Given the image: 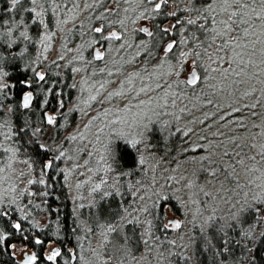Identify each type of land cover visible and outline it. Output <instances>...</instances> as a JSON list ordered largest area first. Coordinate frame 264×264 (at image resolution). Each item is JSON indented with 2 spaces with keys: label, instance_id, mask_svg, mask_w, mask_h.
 <instances>
[{
  "label": "rangeland",
  "instance_id": "rangeland-1",
  "mask_svg": "<svg viewBox=\"0 0 264 264\" xmlns=\"http://www.w3.org/2000/svg\"><path fill=\"white\" fill-rule=\"evenodd\" d=\"M58 2L62 5L61 9L54 16L50 11L44 16L48 28L33 23L29 19L31 13L20 11L22 5H17L10 13H18V19L12 23L15 31L19 32L26 27L31 38L18 41L23 55L19 52L15 55L21 58L23 70H28L37 79L33 85L27 83L30 85L27 87L31 89L35 85L37 90L43 91L38 98V108L46 116L56 118L55 125H49L46 121L41 124L38 121L31 131L39 127L37 136L41 142H47L51 146V154L57 155L58 150H62L64 156L53 164L52 169H47L46 174H39L33 165L29 167L23 163L27 157L20 151L14 157L11 152L4 154L5 161L11 162L13 169L5 167L0 172V206L6 210L11 205L23 207L22 201L32 198L34 185L44 184V175L53 174L55 178L61 175L76 218L77 231L73 237V246L65 247L56 240L47 244L44 252L46 259L56 248L61 253L54 264L59 260L63 264H115L106 256V251L112 249V244L105 243L102 235L107 231L108 222L119 228V237L108 233V241L127 236L125 229L128 225L141 238L138 247L127 241L133 255L127 258L126 264H171L176 256L188 258L190 263L195 264L193 250L197 240L203 242V248L207 246L205 241L210 242L213 233L215 237L217 234L224 235L220 237L222 241H227L226 230L236 226L240 227L241 241L249 240V237L256 240L262 233L257 222L253 221L248 226V223L244 224L234 215L238 214L240 208L237 200H245L243 193L226 182L222 188L223 175L221 174L220 180H216L209 175V171L220 163L226 147L229 151L233 149V139L242 144L264 143V44H257L256 54L251 57L254 65L249 66L248 76L252 79L230 76L224 81L220 72H214L210 74L215 77L214 80L197 84L194 90L192 86L185 85V72L170 74L172 65L180 59L178 55L171 60L163 58L162 48L171 39L162 44L158 59L148 50L151 38L140 29L147 26L153 32V21L143 19L141 13L149 16L152 13H145L144 4L140 0ZM170 5H167V11L172 16L178 7ZM23 6L32 7L28 0H23ZM5 7H8L7 10L12 8L11 0H6ZM185 7L188 8L189 5ZM26 13H29L27 22ZM20 17L26 23L16 29L15 25ZM97 27H102L103 32L97 33ZM114 31L121 37L119 40L104 38ZM137 32L141 35L138 38ZM44 35L51 36V39L44 41ZM182 41H185L184 36L176 41L178 47L174 49V53L188 50V44L181 45ZM13 47L15 49L16 45ZM97 48L103 53L100 61L95 57ZM168 55L171 57L173 54ZM245 59L248 57L245 56ZM184 67L188 68L189 65ZM197 71L200 72L199 69ZM109 72L113 75H108ZM135 72H139L140 76L131 85H125V88H132L134 95L142 86H147L150 88L147 94L141 93L135 99L129 95L106 99L110 92L119 90L121 81ZM37 73L43 74L45 80H39ZM200 74L203 76V73ZM56 79L60 85L66 82L67 86L63 96L59 92L56 96L57 108L47 110L46 105H50L48 103L51 101L49 91L52 86L57 85ZM234 79L243 80L244 83L237 88L232 85ZM102 84L103 89L100 87ZM212 84L218 87H210ZM253 91L254 95H245V92ZM93 96L96 97L95 100L92 99ZM9 98L10 95H7L4 99L9 101ZM209 99L211 104L208 103ZM130 101L133 105L143 103L140 107H133L131 111H123ZM253 104L255 108L251 107ZM31 108L30 106L28 110ZM108 110L112 114L105 116ZM117 110H121V123L106 126L116 119ZM11 115L12 109L9 107L0 108V124L3 125L0 133L15 129ZM154 126L166 135L181 136L183 142L179 143L172 161L159 160L152 152L149 135ZM100 128L104 129V133L100 135V141H97ZM113 133H122L119 141H127L129 145L133 139L142 140L135 147L141 177L130 179L131 171H117L116 163L111 159H108L107 164L101 160L102 142L111 139ZM73 135H77V139H71ZM0 140L4 147L18 149L13 140H5L2 135ZM85 161H88L87 165ZM240 171L247 199L252 201L254 195L264 197V178L261 174H245L244 169ZM21 172L23 175H20ZM101 179L106 180L107 184H102L99 192H93V186L100 183ZM117 190L118 195L101 199L103 192L115 193ZM171 202L176 206V211L172 209ZM162 203L161 221L164 228L165 225L167 228L164 229V235L159 237V234L154 235L151 224L153 221H160L157 216ZM98 209H103V215H98ZM245 213L248 220L249 216ZM170 221L179 222L181 227L175 229ZM47 222L51 221L40 219L37 224L42 228ZM54 226L53 238L64 239L57 222ZM221 227L223 231L220 230ZM131 235L130 233L129 236ZM162 242L166 245H162ZM12 246V252L20 263L25 260V254H35L25 243L16 242ZM169 252L173 256L168 255Z\"/></svg>",
  "mask_w": 264,
  "mask_h": 264
},
{
  "label": "snow or ice",
  "instance_id": "snow-or-ice-1",
  "mask_svg": "<svg viewBox=\"0 0 264 264\" xmlns=\"http://www.w3.org/2000/svg\"><path fill=\"white\" fill-rule=\"evenodd\" d=\"M169 0H140L142 4L152 5L151 11L156 14H163L164 9L166 8ZM199 3V6L197 4ZM28 4L32 7L23 6V0H11L12 9H15L17 5H22L20 11L29 12V19L33 20V23L43 25L44 28H48V24L44 21V16L46 13L51 12L54 16L60 9L61 3L58 0H28ZM190 9L188 18L183 21L185 24L192 26L194 29L192 34L185 38V41L181 42V45L187 43L189 48L187 51H181L179 53H174V49L178 47V44L175 40L168 42L165 47L162 48V55L165 60L174 59L177 55L180 59L176 60V63L172 65V72L170 74L178 75L179 72L183 71L186 74V79L184 83L186 86H192L195 90L197 84H203L206 80H214L215 77L211 76V73L220 72L223 76V80L227 81L230 76L234 77H252L248 76V69L250 65H254V61L251 59L252 56L256 54L257 44H264V0H189ZM47 5V7H45ZM79 7V5H75ZM91 5H89L90 7ZM148 12V9L145 8V13ZM195 14L196 18H193L192 14ZM175 15V13H173ZM143 19H152L153 17L141 13ZM66 23L67 21H62ZM177 22H180V19H177ZM23 17L19 18V21L16 23L15 28H20L21 25H25ZM7 26V31H0V47H6L8 50L13 49V45H16V48L12 51H9V56L13 59L17 52L20 55H23L18 41H27L31 39L28 35L26 27L23 30H20L18 34L14 37L13 33L15 29L12 26L11 20H6L0 22V27ZM162 35H168L171 29L176 27L175 24H170L169 27H161L156 25ZM97 33L103 32L102 27L95 28ZM141 32L145 33L148 36H153V32L149 27L145 26L140 29ZM200 35H197V33ZM5 36L8 37L5 40ZM105 39H115L119 40L121 37L116 33H111L109 36L104 37ZM51 36L44 35L43 40L49 41ZM199 41V43H197ZM219 41V43H217ZM155 47V45H154ZM250 50V51H249ZM173 54L169 57L168 54ZM245 56L248 59H245ZM5 56L0 52V92L3 89L8 87V84L4 81V78L9 76V72L5 71ZM96 59H103V56L100 53H97ZM189 60L191 63L189 64ZM206 62V64H205ZM264 62V61H262ZM188 64L189 67L185 68L184 65ZM215 65V67H213ZM200 70L198 72L197 70ZM147 72V69L144 70ZM203 73V76L200 74ZM108 75H113L109 72ZM258 75V74H253ZM140 76L139 72H135L121 81L119 90H114L108 94L106 99L110 100L114 96H124L129 95L132 99L138 97L141 93L147 94L150 90L147 86H142L138 91L134 92L132 88H125V85H131L135 79ZM39 80H45L43 74L37 73ZM26 86L30 87L26 81H20ZM244 83L243 80L234 79L232 85H236L237 88L239 84ZM158 87L160 85H157ZM231 86V85H229ZM101 89L104 88L102 84ZM171 87V85H169ZM212 88H217L215 84L210 85ZM99 91V89H98ZM245 95H254L253 92H245ZM32 93L28 92L23 96V107L28 109L32 101ZM93 100L96 99L95 96L92 97ZM151 99V98H150ZM175 99L173 100V103ZM143 102L140 104H131V101L128 105H125L123 111H131L133 107H140ZM167 102H165L166 104ZM208 103L211 104L212 101L209 99ZM63 107V103H61ZM248 107V105H245ZM252 108H255V104L251 105ZM117 110L116 119L109 122L110 126L112 124L119 125L121 123V117ZM183 111V109L181 110ZM239 111V109H236ZM111 110L105 112V116L111 115ZM47 124L55 125L56 118L55 116L48 115L45 117ZM179 119V117H177ZM126 122V121H125ZM3 125L0 124V128ZM30 124L27 121L22 122L14 130H10L8 133H0L5 140H13L16 142L15 138L23 140L24 137H27V140L24 143L29 146L25 151L27 153V158L23 160V163L32 167V165H38L42 173H45V170L52 169L53 164L56 163L61 157L64 156L62 150H58L57 155H49L52 152L51 146L47 142H41L40 138L37 136V133L40 131L39 127L34 128L31 132L29 131ZM179 130V129H178ZM104 133V129L100 128L97 134V141H100V135ZM82 137V134H77ZM77 135L71 136V139H77ZM187 135V133H185ZM122 137V133H113L112 138L108 139L106 142H102L103 152L101 154V160L104 163H108V159H111L113 162H119L123 159L125 153L129 148V142L121 144L119 138ZM142 142L138 140H131L130 146L136 147L138 143ZM233 149L229 151L226 147L221 155L220 163L215 167H212L209 171V175L214 177L216 180H220L221 174L223 175V182L221 187H224L226 182L228 185L238 189L245 196L243 202L237 200V203L240 204L238 209V214L236 218L242 222L247 223V218L244 215L245 212L253 213V220H257L262 213H264V197L253 196L252 201L247 199V193L243 192L245 187L241 183V169L246 170L247 172L256 173L259 172L264 178V143L257 145L256 143H239L236 139L231 141ZM19 149H13L3 146V141L0 140V172L7 169H13L11 162H7L4 159V154L11 152L12 157H14ZM259 157V159H258ZM11 160V157H9ZM87 165L88 161L84 162ZM91 171V169H89ZM46 174V173H45ZM20 175H23L21 172ZM32 183V181H29ZM43 183V181H41ZM102 184H107V181L101 179L100 183H97L93 186V192H99ZM250 187V185H249ZM264 187V185H262ZM15 191V189H13ZM118 195V190L115 193L103 192L101 199L110 195ZM167 199V197H163ZM13 203L15 200L12 201ZM2 205V201H0ZM98 215H103V209H98ZM9 216V211L6 210L3 206H0V218ZM99 223V220L97 221ZM175 229L181 227L179 222L170 221ZM11 228L15 229L17 233L23 231L22 225L19 222L11 224ZM167 228V225H165ZM223 231V228L220 229ZM114 233L119 237V228L116 224L108 222L107 231L103 233L104 242L111 243L112 249L106 251V256L109 261H114L115 264H126V260L129 256L133 255L131 248L128 246L127 241L129 237L124 236L123 238H117L112 241H108L107 234ZM248 235V233H245ZM6 237L0 236V242H3ZM24 240H27V236H23ZM250 243L253 242V238L249 237ZM34 243L39 245L43 243V240L36 238ZM147 243V241H144ZM174 243V242H173ZM227 243V241H223ZM260 245H264V234L260 236ZM14 247V246H11ZM249 252L251 254V260L253 264H261L264 261V250H262L259 245L255 248H250ZM61 253L57 250H53L51 254L47 257L50 261H55ZM168 255H173L169 252ZM37 257L35 255L27 257V264H34Z\"/></svg>",
  "mask_w": 264,
  "mask_h": 264
},
{
  "label": "trees",
  "instance_id": "trees-1",
  "mask_svg": "<svg viewBox=\"0 0 264 264\" xmlns=\"http://www.w3.org/2000/svg\"><path fill=\"white\" fill-rule=\"evenodd\" d=\"M200 2L202 3L204 2V0H200ZM5 3L6 0H0V22L6 21V19L8 18V20H11L13 23L15 19H18V13L16 11V13L14 12V15H11L12 12L10 13V10L6 9L8 7H5ZM168 4H173L174 6L178 7L175 15L170 16L168 14L167 6L164 9L163 14H156L151 11L152 5L144 4V10L145 8H147L148 12L152 13L151 17H153L152 21L154 28L153 36H151V40H149L150 42L148 44V50H151L152 54H154L153 56L156 58L161 53L162 44H164L166 41L170 39L171 41H178L180 36H184V38H186L190 36L192 34V31L194 30L192 26H189L183 22L189 16V0H169ZM186 5H189V7L186 8ZM197 6H199V3L197 4ZM186 9H188V11H186ZM12 16H14L15 18H12ZM192 16L193 18H196L194 13L192 14ZM28 17L29 13H26V22L28 20ZM178 18L180 19V22H177ZM170 24H175L176 27L173 30L171 29L168 35H162L159 29L156 27V25H159L161 27H169ZM0 31L6 32V26L0 27ZM182 32L184 33L182 34ZM17 33L18 32L15 31V33H13V36L15 37ZM197 35H200V33L198 32ZM140 36V33L137 32V38ZM7 39L8 37L5 36V40ZM197 43H199V41H197ZM217 43H219V41H217ZM12 50H14V47ZM12 50H8L6 49V47H0V52H2L6 58L4 67L6 71L9 72V76L5 78V82L8 84V87L3 89V91L1 92L0 108L9 107L10 109H12L11 118L13 125L15 126L14 128H16L22 122L27 121L31 126L29 128V131L31 132V128L35 125V123L39 121L41 124H44L46 121V115L43 113L41 108V110L38 108V98H40V93H42L43 91L37 90L35 88V85L33 86V88L29 89L24 83H20V81H26L27 83H31L33 85L34 81H36L37 79L35 76H32V74H30L28 70H23L24 67L22 66L23 64L20 57L15 56V58L13 59L11 56H9V51ZM56 82L57 85L52 86L51 91H49V100H51L52 103L51 101H49L48 104L50 105H46L47 107L45 109L47 110H55L57 108V105L55 104L57 99L56 96L59 93H61V96H63L65 88L67 86L66 82L61 85L60 82L57 81V79L55 80V83ZM28 90L32 91L34 97L37 98H33V102L31 104L32 108L29 110L24 109L23 107V96L24 93ZM7 95H10L9 101H6L4 99ZM32 110H34L33 113ZM149 136V139L151 140V150L157 155L156 158L167 162L173 160L174 156L177 154L176 152L179 148V143L183 142L180 135H166L165 132L159 130L157 126L153 127ZM25 140H27L26 136L23 140H18L17 138L15 144L20 150V153L23 156L27 157L25 149L29 148V146L24 143ZM119 142L121 144L125 143L121 141ZM49 155L52 154L50 153ZM115 163L117 171L122 170L125 173L131 171L132 176L130 177V179L141 177V169L137 167V151L135 150V147L133 148L129 145V148L125 153L123 159ZM33 166L37 173H42L38 165ZM44 179L45 181L43 185H34L33 196L28 201H22L21 205L23 207H21L20 205H11L10 208H7V210L9 211V216L0 218V236L6 237L3 242H0V264H23L16 259L12 252L11 246L16 242L25 243L35 251V254L39 256L36 264H54L52 261L44 257V252L49 242L56 240L65 247L66 245H75L73 237L75 236V233L77 231V226L75 223L76 218L74 217V214L72 212V206L67 194V189L63 184L64 182L61 179V175H57V177L55 178L53 174H48L44 175ZM163 203L159 206L160 212L159 216H157L160 221H153L151 224L153 226L152 230L154 232V235L159 234V237L164 235L165 229L163 221H161V218L163 217ZM171 207L174 211H176V206L172 202ZM245 214L249 216V219L247 220L248 224H244H247L249 226V224H252V222L255 221L262 230L261 234H264V213H262L257 220H253V213L246 212ZM40 219L41 221L45 220L51 222H47L45 227L41 228L39 224H37ZM15 222L21 223L23 229L22 232L17 233L15 229L11 228V224ZM55 222H57L60 234L64 239L53 238V234H55ZM238 227L236 226L226 230L225 234L227 233V244L223 243L221 239V237L224 235L217 234L215 237V233L212 234V238L210 240L213 245L209 241H205L207 242V246L203 248V242L201 243L200 240H197L193 250V259L195 261V264H222V262L230 263L232 261L234 262V264H253L249 249L255 248L259 245V247L264 250V245H260L261 234L256 240L253 239V242L251 243L250 240L241 241L242 237H240L239 232L240 227ZM125 233L127 237H129V241L134 245L136 244L135 247H138V243L140 242L141 238H139L137 231L135 229L130 230V226L128 225L127 229H125ZM130 233L132 234L131 236H129ZM23 236H27L28 239L24 240ZM36 238L42 239L43 243L39 245L35 244L34 240ZM162 245L166 244L162 242ZM56 264H63V262L59 260V262H56ZM171 264L192 263H190L188 258L176 256L175 258H173ZM261 264H264V261H262Z\"/></svg>",
  "mask_w": 264,
  "mask_h": 264
},
{
  "label": "water",
  "instance_id": "water-1",
  "mask_svg": "<svg viewBox=\"0 0 264 264\" xmlns=\"http://www.w3.org/2000/svg\"><path fill=\"white\" fill-rule=\"evenodd\" d=\"M114 33H116L117 35H119L118 33H117V31H114ZM97 53H100L102 56H103V53L101 52V50L99 49V48H97L96 50H95V57H96V55H97ZM98 61H100L101 59H97ZM28 92H31L32 93V91H28ZM27 94V93H26ZM32 97H33V93H32ZM32 100H33V98H32ZM0 102H1V94H0ZM31 104H32V101H31ZM31 106V105H30ZM56 250H57V248H56Z\"/></svg>",
  "mask_w": 264,
  "mask_h": 264
},
{
  "label": "flooded vegetation",
  "instance_id": "flooded-vegetation-1",
  "mask_svg": "<svg viewBox=\"0 0 264 264\" xmlns=\"http://www.w3.org/2000/svg\"><path fill=\"white\" fill-rule=\"evenodd\" d=\"M33 93V92H32ZM33 96H34V94H33ZM56 250V249H55ZM57 251H59V249H57ZM32 255H35L36 257H37V259H36V261H38V258H39V256H37L36 254H30V255H26L25 254V260L24 261H22V263L23 264H27V257H29V256H32ZM53 263H54V261H52Z\"/></svg>",
  "mask_w": 264,
  "mask_h": 264
}]
</instances>
